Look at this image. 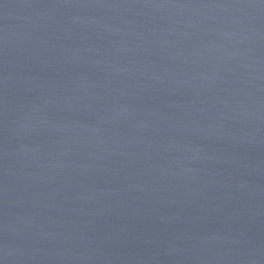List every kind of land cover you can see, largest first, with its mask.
Segmentation results:
<instances>
[{
	"label": "water",
	"instance_id": "water-1",
	"mask_svg": "<svg viewBox=\"0 0 264 264\" xmlns=\"http://www.w3.org/2000/svg\"><path fill=\"white\" fill-rule=\"evenodd\" d=\"M0 264H264V0H0Z\"/></svg>",
	"mask_w": 264,
	"mask_h": 264
}]
</instances>
